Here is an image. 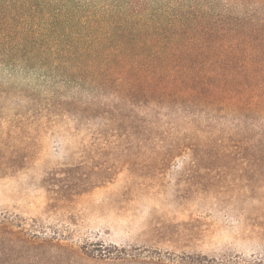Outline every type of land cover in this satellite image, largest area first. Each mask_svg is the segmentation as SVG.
<instances>
[{
	"label": "rangeland",
	"instance_id": "obj_1",
	"mask_svg": "<svg viewBox=\"0 0 264 264\" xmlns=\"http://www.w3.org/2000/svg\"><path fill=\"white\" fill-rule=\"evenodd\" d=\"M72 1L78 15H117L91 54L201 57L218 61L189 69L264 73V0ZM202 11L212 15L198 30L176 29L178 15ZM219 22L223 34H208ZM107 95L91 114L0 98V264H264L258 115L203 113L191 126L158 106V89ZM218 129L234 133L230 149L171 147L210 144ZM115 248L135 258L120 262Z\"/></svg>",
	"mask_w": 264,
	"mask_h": 264
},
{
	"label": "trees",
	"instance_id": "obj_2",
	"mask_svg": "<svg viewBox=\"0 0 264 264\" xmlns=\"http://www.w3.org/2000/svg\"><path fill=\"white\" fill-rule=\"evenodd\" d=\"M69 3L73 1L0 0V98L56 104L57 108L74 104L91 114L112 89H158V106L180 119L188 117L191 126L195 123L191 117L203 113H233L238 108L258 115L257 143H252L251 149L264 140V73L189 69L218 61L201 57L91 54L104 48L102 42L112 34L117 15L112 9L97 13V8L84 9L86 13L78 15L75 10L82 7H69ZM183 14L176 17L182 20L176 29L189 26V31L198 30L212 15L207 11ZM224 14L221 21L229 19L228 13L218 17ZM221 23L208 34H223L226 28ZM117 98L126 102L122 96ZM218 130L220 137L210 144L192 137L187 144L175 142L171 147L230 149L234 133ZM115 251L114 258L120 262L135 258L124 249Z\"/></svg>",
	"mask_w": 264,
	"mask_h": 264
}]
</instances>
